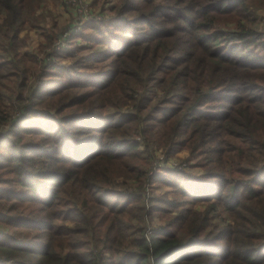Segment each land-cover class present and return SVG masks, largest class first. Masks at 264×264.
<instances>
[{
  "label": "trees",
  "instance_id": "16d2710c",
  "mask_svg": "<svg viewBox=\"0 0 264 264\" xmlns=\"http://www.w3.org/2000/svg\"><path fill=\"white\" fill-rule=\"evenodd\" d=\"M47 1L0 0V264H264V0H94L38 64Z\"/></svg>",
  "mask_w": 264,
  "mask_h": 264
},
{
  "label": "rangeland",
  "instance_id": "374dc122",
  "mask_svg": "<svg viewBox=\"0 0 264 264\" xmlns=\"http://www.w3.org/2000/svg\"><path fill=\"white\" fill-rule=\"evenodd\" d=\"M117 1L118 0H109L106 3V11L109 14H111V11L109 10L110 6L115 4ZM47 2L48 3H46V5H43V7L39 10L41 12V17L37 22H35V25L32 26L31 24H29L25 29H23L21 35L25 38L26 42L25 46L22 48V51H28L30 53L36 52L39 48V45L43 42H46V34L58 31H61L60 40L64 39V41L61 42L58 50L68 49L71 44H86V38H88L92 32L91 29L86 28V26L88 25L87 21L92 20V17L101 18V14L98 12V10H100V7H95L94 0H66L63 2L60 0H49ZM84 11L91 12V15H88V19L83 18ZM256 13L262 20L261 27H264V8L255 9V14ZM73 23L74 25L72 26ZM105 27L107 29L108 24H106ZM65 32H68L67 38L65 37ZM79 33H84L85 35L83 37H80L73 43L71 35ZM55 47L57 46H54V44L46 45L41 51V55L38 56V64L43 63V60H45V58L49 59L46 55L51 52L52 49H55ZM187 154L188 152L186 150H183L172 157L170 160L181 161L184 157L187 156ZM182 163L177 162L173 165H183ZM158 164L159 165L157 167L159 168H162L163 166H171L168 165L169 163L166 164L165 162H162V160H159ZM157 167L156 169H158ZM186 169L194 174H197L199 173V171H201L199 167L186 166ZM163 189L165 190L171 188L164 186L163 188H159L158 191L161 192ZM170 196H174V194H171ZM196 207L202 208V205L200 204ZM154 221L156 223L161 222V220H159L158 218H156Z\"/></svg>",
  "mask_w": 264,
  "mask_h": 264
},
{
  "label": "built area",
  "instance_id": "2783aa9c",
  "mask_svg": "<svg viewBox=\"0 0 264 264\" xmlns=\"http://www.w3.org/2000/svg\"><path fill=\"white\" fill-rule=\"evenodd\" d=\"M91 12H88V11H84V13H83V18H86V19H88L89 17H88V15L90 14ZM91 15V14H90ZM67 33L68 32H65V35H67ZM62 41H64V39L63 40H59L58 42H57V48H59V46H60V44H61V42ZM161 158H162V155L160 156ZM159 160H161V159H158L157 161H156V163H155V165L156 166H158L159 164H158V162H159ZM162 162H164L163 160H162ZM178 161L176 160V161H174V160H170L168 163H166V164H168V165H173V164H176Z\"/></svg>",
  "mask_w": 264,
  "mask_h": 264
}]
</instances>
